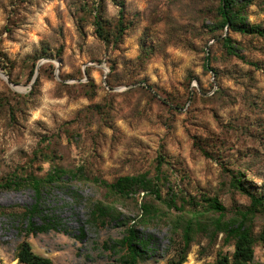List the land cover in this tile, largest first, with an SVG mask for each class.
<instances>
[{
  "label": "rangeland",
  "instance_id": "rangeland-1",
  "mask_svg": "<svg viewBox=\"0 0 264 264\" xmlns=\"http://www.w3.org/2000/svg\"><path fill=\"white\" fill-rule=\"evenodd\" d=\"M249 1L247 21L264 28V0ZM219 6L0 0V264H20L24 239L54 264H124L130 228L145 240L137 264H215L235 240L212 221L214 199L257 238L264 207L232 179L264 193V35L221 27ZM56 170L29 214L27 180ZM142 173L160 198L107 184ZM251 264H264L259 240Z\"/></svg>",
  "mask_w": 264,
  "mask_h": 264
},
{
  "label": "trees",
  "instance_id": "trees-1",
  "mask_svg": "<svg viewBox=\"0 0 264 264\" xmlns=\"http://www.w3.org/2000/svg\"><path fill=\"white\" fill-rule=\"evenodd\" d=\"M249 3V0H220L218 12L222 20L221 27L227 26V29L230 31H236L244 34L264 35V28L259 25L251 24L247 21V14L245 10ZM123 17V9H121V16L119 20L121 30L124 28ZM97 32L101 34L100 22H98ZM224 43L228 52L241 57L238 53L237 47L234 45V42L230 37L226 36ZM58 176L59 170H56L54 172H49L45 178H37L33 176L32 179L27 180L28 184L32 186L36 192L37 200L32 209H29V214H39L38 209L42 185L44 183L55 181ZM107 184L109 189L114 192L116 196L123 198L140 193L141 191L145 193H152L157 198H160L161 196L156 183L153 182V179L149 177L148 173L121 176L114 182ZM232 184L236 189H239L250 198L252 210L257 209L258 207H264V193L259 195L251 191V189L244 184L243 180L238 177H233ZM211 207L220 213V215L212 219V221L216 222L217 230L225 232L227 234V240H235L232 257H229L228 255L220 256L215 264H251L255 257L256 240L261 241L264 245V227L256 238L253 235L252 228L246 226L245 220L247 217L245 215L243 220L237 226H234L235 223L232 219H223L225 207L219 202V200L214 199L211 201ZM142 209L147 215L152 216L155 214L149 204H142ZM192 225V220H190L186 225V244H188L189 241L188 235L191 232ZM49 226L50 225L47 224L45 226H37L34 222H31L28 226V233L44 231L47 230ZM128 232V235L124 238L128 251V259L124 264H137L141 256V248L145 245V240H143V238H139L137 233H135V230L132 228H130ZM184 258L185 256L180 261V264L183 262ZM16 259H18L20 264H54L50 257L35 252L31 243L27 239H24L18 245L16 249Z\"/></svg>",
  "mask_w": 264,
  "mask_h": 264
},
{
  "label": "water",
  "instance_id": "water-1",
  "mask_svg": "<svg viewBox=\"0 0 264 264\" xmlns=\"http://www.w3.org/2000/svg\"><path fill=\"white\" fill-rule=\"evenodd\" d=\"M6 78H7V80L9 81V77H6ZM35 79H36V78H35ZM35 79H34V81H35ZM33 83H34V82H33ZM33 83H32V84H33Z\"/></svg>",
  "mask_w": 264,
  "mask_h": 264
}]
</instances>
